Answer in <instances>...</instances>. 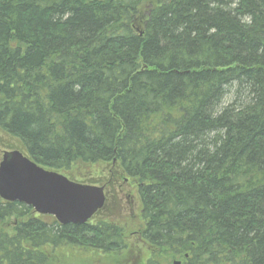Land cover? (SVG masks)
<instances>
[{"label": "trees", "instance_id": "16d2710c", "mask_svg": "<svg viewBox=\"0 0 264 264\" xmlns=\"http://www.w3.org/2000/svg\"><path fill=\"white\" fill-rule=\"evenodd\" d=\"M0 130L50 171L118 163L145 264H264V0H0ZM125 247L0 200V264Z\"/></svg>", "mask_w": 264, "mask_h": 264}, {"label": "rangeland", "instance_id": "374dc122", "mask_svg": "<svg viewBox=\"0 0 264 264\" xmlns=\"http://www.w3.org/2000/svg\"><path fill=\"white\" fill-rule=\"evenodd\" d=\"M20 152L29 158L22 144L0 130V161L4 152ZM69 181L81 185L104 187L106 204L90 220V225L99 222H113L122 229L126 247L124 250L103 255L98 251L84 249H60L53 253L50 264H145L151 249L142 241L141 204L137 193V183L127 177L116 162L97 164H75L68 172H56ZM126 179V183H124ZM32 217L51 222L50 216H40L32 212ZM55 221V220H54ZM13 219L5 222L2 230L11 232Z\"/></svg>", "mask_w": 264, "mask_h": 264}, {"label": "water", "instance_id": "95a60500", "mask_svg": "<svg viewBox=\"0 0 264 264\" xmlns=\"http://www.w3.org/2000/svg\"><path fill=\"white\" fill-rule=\"evenodd\" d=\"M0 200L30 207L35 214L53 217L61 226L85 225L105 204L102 187L69 181L17 151L2 155Z\"/></svg>", "mask_w": 264, "mask_h": 264}, {"label": "flooded vegetation", "instance_id": "af4514ba", "mask_svg": "<svg viewBox=\"0 0 264 264\" xmlns=\"http://www.w3.org/2000/svg\"><path fill=\"white\" fill-rule=\"evenodd\" d=\"M125 181H124V183H126V179H124ZM103 188V190H104V193H105V188L104 187H102ZM105 202H106V198H105ZM106 204V203H105Z\"/></svg>", "mask_w": 264, "mask_h": 264}]
</instances>
